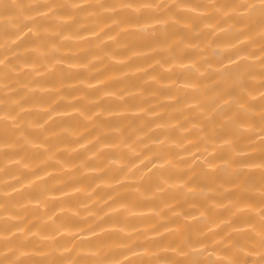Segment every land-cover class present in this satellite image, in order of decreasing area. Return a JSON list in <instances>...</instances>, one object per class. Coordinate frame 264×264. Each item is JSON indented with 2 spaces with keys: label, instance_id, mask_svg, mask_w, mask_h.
Segmentation results:
<instances>
[{
  "label": "clouds",
  "instance_id": "obj_1",
  "mask_svg": "<svg viewBox=\"0 0 264 264\" xmlns=\"http://www.w3.org/2000/svg\"><path fill=\"white\" fill-rule=\"evenodd\" d=\"M0 264H264V0H0Z\"/></svg>",
  "mask_w": 264,
  "mask_h": 264
}]
</instances>
